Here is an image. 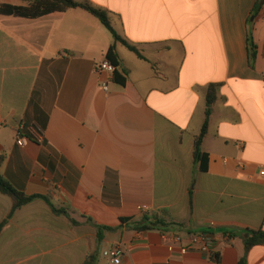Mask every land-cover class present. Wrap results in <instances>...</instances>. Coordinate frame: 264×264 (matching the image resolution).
<instances>
[{"label": "crops", "instance_id": "obj_1", "mask_svg": "<svg viewBox=\"0 0 264 264\" xmlns=\"http://www.w3.org/2000/svg\"><path fill=\"white\" fill-rule=\"evenodd\" d=\"M85 1L109 11L143 58L81 9L0 15V173L78 222L34 201L4 226L0 264H83L95 250L111 264L102 254L118 245L121 264H264V244L245 245L264 232V0ZM113 46L124 86L98 71ZM211 85L202 171L194 143ZM12 208L0 193V225ZM146 216L169 226L136 230ZM95 225L118 229L97 243ZM201 232L216 236L219 262L163 238L185 245Z\"/></svg>", "mask_w": 264, "mask_h": 264}, {"label": "trees", "instance_id": "obj_2", "mask_svg": "<svg viewBox=\"0 0 264 264\" xmlns=\"http://www.w3.org/2000/svg\"><path fill=\"white\" fill-rule=\"evenodd\" d=\"M28 3V6H16L11 4H1L0 5V15L18 17L24 19H38L54 13H65L69 10L81 9L89 13L113 35L115 42L122 44L127 49L135 53L138 57L143 58L140 50L129 44L124 40L115 29L111 15L109 11L96 7L92 5L89 1H79V0H24ZM257 57V47L254 43H251L250 58L254 61ZM107 60L110 61L116 67L118 66V57L115 53V46L111 47L107 53ZM115 80H117L122 86L126 83V78L120 77L117 73L115 74ZM217 91L218 85H211L207 92L206 99V111H205V121L200 134L196 137L194 143V164L200 166L201 170L206 169L207 154L202 151V144L204 139L208 134L209 121L212 114L213 106L217 101ZM31 138V137H29ZM0 193L8 196L13 201V208L8 215V218L0 225V234L11 218L23 207L33 203L36 200L45 201L57 216H65L70 218L73 225H77L74 219H71L68 210L65 208H57L52 204L50 199L42 195H32L28 196L23 191L16 189L1 173H0ZM92 222V220H90ZM123 223L126 221L123 219ZM135 229L138 231H149L154 229H160L162 227H168L164 221L159 219H150L149 217H144L140 222L135 223ZM97 228V243H101L104 239L106 232H115L118 228L106 227L95 225ZM264 244V232L263 231H249L245 239L246 250L249 251L251 248L257 245ZM214 254L210 258L219 262V257ZM99 252L95 250L92 252L85 260L83 264H98ZM239 264H248L246 258H243Z\"/></svg>", "mask_w": 264, "mask_h": 264}, {"label": "built area", "instance_id": "obj_3", "mask_svg": "<svg viewBox=\"0 0 264 264\" xmlns=\"http://www.w3.org/2000/svg\"><path fill=\"white\" fill-rule=\"evenodd\" d=\"M98 71L108 73L109 75H114L117 71V67L110 61L105 60L100 63ZM103 88L106 92H108L109 88L107 84H104ZM24 131V128H20L17 134V144L21 147H24L28 142ZM262 175L264 176V172ZM139 210L144 213L150 212V208L146 206L139 207ZM163 238L175 245H180L181 252L184 254L194 251L203 255H207L208 257L213 255V251L217 244L216 236L206 232L189 233L187 235V244L185 245H183L185 237L179 233H165L163 234ZM124 253V247L118 245L112 249L105 250L102 255L104 258L108 259L111 264H121Z\"/></svg>", "mask_w": 264, "mask_h": 264}]
</instances>
